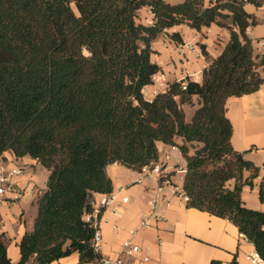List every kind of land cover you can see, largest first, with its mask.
<instances>
[{"label":"trees","instance_id":"trees-1","mask_svg":"<svg viewBox=\"0 0 264 264\" xmlns=\"http://www.w3.org/2000/svg\"><path fill=\"white\" fill-rule=\"evenodd\" d=\"M247 2L260 4L0 0V159L11 150L50 171L33 229L20 240V260L8 257L0 232V264H49L73 252L79 263L97 264L102 255L86 214L94 210L95 193L113 190L107 166L140 171L159 160V142L179 147L186 160L187 205L231 220L264 258V210L247 206L242 196L260 166L234 148L226 114L230 96L264 82V54L255 52L246 31L255 23ZM146 5L154 13L150 25L137 20ZM182 23L197 29L216 23L230 30V39L203 69L201 83L172 81L149 99L144 88L161 70L152 42ZM177 35L171 34L183 42ZM194 95L198 106L188 120L184 105L194 104Z\"/></svg>","mask_w":264,"mask_h":264},{"label":"crops","instance_id":"crops-1","mask_svg":"<svg viewBox=\"0 0 264 264\" xmlns=\"http://www.w3.org/2000/svg\"><path fill=\"white\" fill-rule=\"evenodd\" d=\"M165 1L178 4L184 0ZM259 2V5L245 4V9L255 18V23L249 25L246 31L253 40L255 52L264 54V47L257 44L264 37V0ZM137 20L145 25L153 24L151 7L146 5L139 9ZM173 33L178 34L177 37L183 42L174 39L171 36ZM229 39L230 30L216 23L201 29L186 23L167 28L152 42L154 52L151 56L161 67L165 80L146 85L145 96L152 99L158 92L167 90L170 82L186 77L201 83L203 69L223 51ZM260 72L264 78V65ZM193 99L194 104H185L184 107L191 105L195 110L198 106L197 95ZM226 114L233 125L231 142L234 148L244 152L246 158L260 166V175L255 178L254 186L244 187L243 200L249 207L264 210V200L259 198L260 184L264 179V82L254 92L230 96L226 101ZM177 142L182 143L183 138L178 137ZM158 146L157 162L167 182L163 184L162 197L155 210L151 208L150 201L161 186L158 174L138 171L121 163L107 166L113 183L111 193L116 197L100 215L101 255L112 258L123 256V243L130 240L138 244L142 252L124 257L126 261L137 264L143 255L149 257L146 264H211L212 261L218 264H247V255L256 250L254 244L248 238H240L241 231L231 220L190 207L174 192L172 185L184 190L186 160L179 147L164 142H159ZM15 166L25 168V172L14 177V180L26 192L17 200L8 199L0 203V232L8 242V257L17 263L21 257L20 240L26 231L33 229L38 213L37 200L47 188L50 171L31 156L17 157L11 150L5 151L4 158L0 159V168ZM230 183L233 184V181ZM106 194L95 193L94 205H98ZM125 197L127 201L123 200ZM30 199L33 201L29 206L26 202H20ZM147 215L151 216L152 226L142 228L141 220ZM156 215H161V219L158 220ZM30 216L32 218L29 220ZM49 264L81 263L79 253L73 252Z\"/></svg>","mask_w":264,"mask_h":264},{"label":"built area","instance_id":"built-area-1","mask_svg":"<svg viewBox=\"0 0 264 264\" xmlns=\"http://www.w3.org/2000/svg\"><path fill=\"white\" fill-rule=\"evenodd\" d=\"M257 44L264 47V37L259 39L257 41ZM191 48L194 49V47ZM152 80H153L152 84L154 83L157 84L162 80L164 81L165 80L164 74L161 73V71H159L153 75ZM182 88L183 89L187 88V81H184L182 83ZM140 171L142 172L154 171L156 174L159 175L161 179V186H159L156 189L155 194L150 201L151 208L155 210L158 204V200L162 197L163 184L167 182L165 180L163 169L161 165L156 161V162H152L149 165H144ZM24 172H25V168L22 166H15L8 169L0 168V203L8 199L17 200L21 198L23 195H25L26 189L24 187L19 186L18 183L14 180V177L22 175ZM172 188L174 192L178 194L184 201L189 200V196L187 195L185 190L180 189L178 185H172ZM115 197L116 196L113 193L111 192L107 193L106 195H104V197L101 199L98 205L95 206L93 203L94 210L91 213L86 214V219L92 222V225L95 229L93 236V244L97 250H99L100 248V241H101V230L99 227L100 215L103 212L104 208H106L111 202L115 200ZM123 200L127 201V198L125 197ZM168 204L169 201L167 202V205ZM156 218L158 220L161 219V215H156ZM151 226H152L151 216L150 215L144 216L141 220V227L143 228V227H151ZM239 236L240 238L247 239V236L242 232L239 234ZM141 252H142L141 247L138 244L132 243L130 240H126L123 243V256H118L116 258L102 256L97 261V264H137L135 262L126 261L124 255L141 254ZM247 259H248L247 264H264V258L260 255V253L257 250H254L251 253H249L247 255ZM148 260L149 257L143 255L141 258V262H139L138 264H146Z\"/></svg>","mask_w":264,"mask_h":264},{"label":"rangeland","instance_id":"rangeland-1","mask_svg":"<svg viewBox=\"0 0 264 264\" xmlns=\"http://www.w3.org/2000/svg\"><path fill=\"white\" fill-rule=\"evenodd\" d=\"M155 84V83H154ZM185 112H186V115H187V118H190L191 117V115H192V113H193V111H194V107L193 106H191V105H186L185 107ZM23 199H25V198H23ZM32 201H33V199H30V200H28V201H26V200H21L20 202L21 203H27V205L29 206V205H31L32 204ZM16 203V202H15ZM34 207H35V205H34ZM29 218V220H30V218H32L31 216L30 217H28ZM3 241H7V240H5V237L3 238ZM8 242H6V244H7Z\"/></svg>","mask_w":264,"mask_h":264}]
</instances>
